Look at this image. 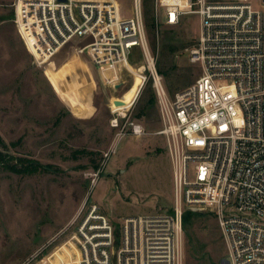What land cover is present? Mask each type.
I'll return each mask as SVG.
<instances>
[{"label":"built area","instance_id":"2783aa9c","mask_svg":"<svg viewBox=\"0 0 264 264\" xmlns=\"http://www.w3.org/2000/svg\"><path fill=\"white\" fill-rule=\"evenodd\" d=\"M145 1L13 3V22L37 65L76 44L105 87L117 91L139 49L143 85L151 80L157 97L173 209L116 226L91 205L72 237L78 264H185L184 218L192 210L217 218L227 249L219 264H264V0H155L164 25L200 18L189 60L201 76L173 98L151 53ZM122 107H110L115 129L132 109ZM130 125L134 135L144 134Z\"/></svg>","mask_w":264,"mask_h":264},{"label":"rangeland","instance_id":"374dc122","mask_svg":"<svg viewBox=\"0 0 264 264\" xmlns=\"http://www.w3.org/2000/svg\"><path fill=\"white\" fill-rule=\"evenodd\" d=\"M13 3L0 0V264H74L80 254L72 237L91 205L116 226L173 209L157 97L137 71L144 66L139 49L117 91L105 87L76 44L37 65L13 22ZM156 10L155 0L145 1L151 53L173 98L201 76L189 60L200 18L167 26ZM119 100L132 109L115 129L110 107ZM130 123L144 134L134 135ZM192 213L184 224L185 264H219L227 249L217 218Z\"/></svg>","mask_w":264,"mask_h":264},{"label":"bare ground","instance_id":"6f19581e","mask_svg":"<svg viewBox=\"0 0 264 264\" xmlns=\"http://www.w3.org/2000/svg\"><path fill=\"white\" fill-rule=\"evenodd\" d=\"M77 53H78L79 55H82L78 50H77ZM137 71H140V75H141V69H139V70H137ZM142 71H143V70H142ZM61 259H62V258H61ZM65 261H66V260H65ZM78 261H79V259L76 260L74 264H78ZM63 264H67V262H66V263H63ZM68 264H69V263H68Z\"/></svg>","mask_w":264,"mask_h":264},{"label":"trees","instance_id":"16d2710c","mask_svg":"<svg viewBox=\"0 0 264 264\" xmlns=\"http://www.w3.org/2000/svg\"><path fill=\"white\" fill-rule=\"evenodd\" d=\"M192 214H193L192 212H187V213L185 214L184 224L186 223V218H187L188 216H191Z\"/></svg>","mask_w":264,"mask_h":264},{"label":"water","instance_id":"95a60500","mask_svg":"<svg viewBox=\"0 0 264 264\" xmlns=\"http://www.w3.org/2000/svg\"><path fill=\"white\" fill-rule=\"evenodd\" d=\"M122 102L121 101H117V102H115V105L116 106H122ZM192 212H196L195 210H192Z\"/></svg>","mask_w":264,"mask_h":264}]
</instances>
